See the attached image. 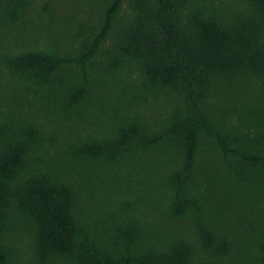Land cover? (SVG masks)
<instances>
[{
	"label": "trees",
	"instance_id": "obj_1",
	"mask_svg": "<svg viewBox=\"0 0 264 264\" xmlns=\"http://www.w3.org/2000/svg\"><path fill=\"white\" fill-rule=\"evenodd\" d=\"M0 264H264V0H0Z\"/></svg>",
	"mask_w": 264,
	"mask_h": 264
}]
</instances>
